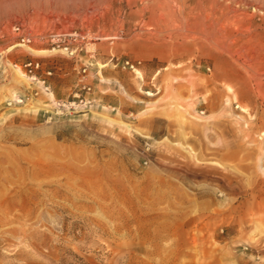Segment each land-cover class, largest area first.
Wrapping results in <instances>:
<instances>
[{"label":"rangeland","instance_id":"1","mask_svg":"<svg viewBox=\"0 0 264 264\" xmlns=\"http://www.w3.org/2000/svg\"><path fill=\"white\" fill-rule=\"evenodd\" d=\"M0 52L52 71L0 76V264H264V0H0Z\"/></svg>","mask_w":264,"mask_h":264},{"label":"built area","instance_id":"2","mask_svg":"<svg viewBox=\"0 0 264 264\" xmlns=\"http://www.w3.org/2000/svg\"><path fill=\"white\" fill-rule=\"evenodd\" d=\"M13 31L18 35V41L11 48L16 46H29L31 44L33 40L32 37L29 34H22L19 26H14ZM47 38L52 45L61 47L64 51L72 55L75 52V50L71 47L72 42L78 38L84 40L85 37H80L77 32L70 31L63 33H53ZM126 64L128 65V62ZM133 67L134 66L131 64L130 68ZM7 72H17L21 74L31 83V85H38L42 92L52 95L49 82V76L52 75V71L45 69L39 60L28 59L22 62H17L9 59L6 56V53L0 52V76L7 74ZM87 78V68L84 67L77 78L78 91H83L85 93L90 91L91 86L88 83ZM37 94L38 92L34 91L32 96H36ZM30 99V96L19 97V104L23 103L24 101H29ZM53 105L58 113H68L70 111L86 107V105H89V100L85 97H81V94L76 92L72 99L66 101L54 100Z\"/></svg>","mask_w":264,"mask_h":264},{"label":"bare ground","instance_id":"3","mask_svg":"<svg viewBox=\"0 0 264 264\" xmlns=\"http://www.w3.org/2000/svg\"><path fill=\"white\" fill-rule=\"evenodd\" d=\"M53 51V50H52ZM55 51V50H54ZM62 51H64V50H62ZM51 52V51H50ZM34 53H36V54H41V53H46V51H38V52H34ZM15 73H17V72H15ZM139 73V72H138ZM20 77H22V75L21 74H19V73H17ZM19 98H17V99H15L14 100V102H17L16 104H18L19 103V100H18ZM10 103L11 102H13V100H11V101H9ZM126 127L128 128V129H131L130 128V126L129 125H126Z\"/></svg>","mask_w":264,"mask_h":264}]
</instances>
